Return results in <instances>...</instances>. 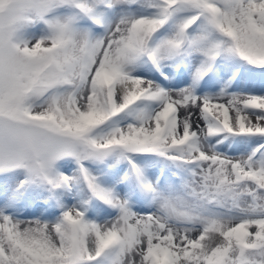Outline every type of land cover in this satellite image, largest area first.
<instances>
[{
  "label": "snow or ice",
  "instance_id": "snow-or-ice-1",
  "mask_svg": "<svg viewBox=\"0 0 264 264\" xmlns=\"http://www.w3.org/2000/svg\"><path fill=\"white\" fill-rule=\"evenodd\" d=\"M0 264H264V0H0Z\"/></svg>",
  "mask_w": 264,
  "mask_h": 264
}]
</instances>
